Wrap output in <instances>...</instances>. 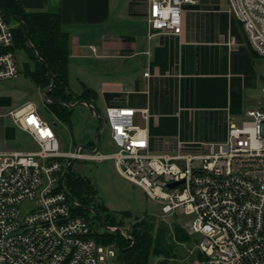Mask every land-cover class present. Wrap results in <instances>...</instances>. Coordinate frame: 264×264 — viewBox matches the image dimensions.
Wrapping results in <instances>:
<instances>
[{
  "label": "built area",
  "instance_id": "built-area-1",
  "mask_svg": "<svg viewBox=\"0 0 264 264\" xmlns=\"http://www.w3.org/2000/svg\"><path fill=\"white\" fill-rule=\"evenodd\" d=\"M194 3L147 0L151 35L179 36L184 6ZM228 4L248 48L264 59V0ZM12 29L0 12V82L19 73ZM140 113L145 120L149 116L147 109ZM133 115L134 110H105L102 132L107 126L115 150L104 154L99 137L97 148L94 143L61 151L52 123L31 103L0 112L1 120L36 146L35 151L11 146L0 151V264H122L119 253L95 239L96 233L118 228L75 214L78 204L62 183L73 162L107 160L120 177L159 203L161 216L187 217L178 223L203 264H264V110H247L240 125L228 124L225 141L208 144L205 151L200 146L190 151L177 141L158 156L147 153V128L134 125Z\"/></svg>",
  "mask_w": 264,
  "mask_h": 264
},
{
  "label": "crops",
  "instance_id": "crops-1",
  "mask_svg": "<svg viewBox=\"0 0 264 264\" xmlns=\"http://www.w3.org/2000/svg\"><path fill=\"white\" fill-rule=\"evenodd\" d=\"M18 1L26 11L59 14L69 37L68 80L73 75L79 87L70 90L92 89L104 114L134 110L149 155L169 153L177 141L205 151L225 141L228 124L240 125L247 110H264L262 58L248 48L228 0L185 5L179 36L151 35L147 0Z\"/></svg>",
  "mask_w": 264,
  "mask_h": 264
},
{
  "label": "rangeland",
  "instance_id": "rangeland-1",
  "mask_svg": "<svg viewBox=\"0 0 264 264\" xmlns=\"http://www.w3.org/2000/svg\"><path fill=\"white\" fill-rule=\"evenodd\" d=\"M15 26V22L10 23ZM16 64L19 69L17 78L13 80L0 82V112L9 111L20 108L21 106L31 103L36 109L42 113L43 117L55 123L56 137L61 146V151H71L75 146H89L94 141L95 136L100 131L101 120L104 119V106H95V113L87 106H74L69 122H65L50 113L44 106L43 92L38 89L28 75L23 71V64L29 63L24 52L17 50L15 52ZM261 70L264 72V59L259 60ZM69 87L77 93L78 85L73 75L69 78ZM264 98V93H261ZM75 104V103H74ZM70 104V105H74ZM99 127V131H97ZM104 129H108L107 126ZM104 140L108 141L104 147ZM100 151L109 154L115 150V146L107 136V130L103 131L99 136ZM6 146L13 147L18 152L35 151L36 146L31 138L24 132L16 129L8 120L0 119V151ZM91 147V146H90ZM71 170L82 177L89 180L94 189L93 200L90 205L94 207L98 203L103 205L104 213L110 214L115 219V223L106 221L110 227L118 228V231H126L130 234L133 225L136 222H146L151 224L153 236L161 232L167 246V258L161 257L149 258V264H203L202 258L199 259L195 250L193 240L181 237L178 240L175 237V230L178 228L181 234L185 236V231L178 222H185L187 217L180 216L178 220H174L171 216L160 215V205L157 201L150 200L143 190L136 185L126 181L120 177L112 161L107 160L101 163L93 161H75ZM91 212L94 211L90 208ZM122 212L130 213L129 218H123ZM105 217V215H104ZM122 235L124 233H121ZM124 236V235H123ZM125 237V236H124ZM118 255V250L113 245H109Z\"/></svg>",
  "mask_w": 264,
  "mask_h": 264
},
{
  "label": "trees",
  "instance_id": "trees-1",
  "mask_svg": "<svg viewBox=\"0 0 264 264\" xmlns=\"http://www.w3.org/2000/svg\"><path fill=\"white\" fill-rule=\"evenodd\" d=\"M0 12L8 23L14 21L16 24L12 29L11 50L14 53L17 50L22 51L27 56L30 64H23L25 75H28L35 86L42 91L48 90L53 82V87L45 94V98L50 102L44 101L50 113L69 122L73 107L67 105L80 102L95 107L97 95L92 89L82 86L78 94L70 90L69 37L62 28L59 14L26 11L18 0H0ZM93 145L94 142L89 143V147ZM72 164L64 175L62 183L69 199L78 204L74 208L75 214L88 220H95L98 226L107 225L108 220L115 223V218L110 214L105 213L104 217L103 205L99 203L94 207L90 205L94 199V189L87 178L71 170ZM122 213L123 218L130 217L128 216L130 213ZM182 236L191 239L186 233L185 236L181 234L180 229L177 228L176 239L182 240ZM95 239L103 245L116 247L122 264H149L151 256L165 259L168 254V246L161 232L153 236L152 226L146 222H136L129 238L124 237L118 230L109 232L105 229L104 232L96 233ZM197 255L199 259L202 258L198 253ZM159 264L164 262L161 261Z\"/></svg>",
  "mask_w": 264,
  "mask_h": 264
},
{
  "label": "water",
  "instance_id": "water-1",
  "mask_svg": "<svg viewBox=\"0 0 264 264\" xmlns=\"http://www.w3.org/2000/svg\"><path fill=\"white\" fill-rule=\"evenodd\" d=\"M254 56H255V57H258V56L255 55V54H254ZM258 58H259V57H258ZM52 87H53V82L51 83V85H50V87L48 88V90H50ZM48 90H46V91L43 92V98H44L45 101L50 102L48 99L45 98V94H46V92H47ZM79 104H81V103H80V102H77V103H75L74 105H67V106L72 108V107H74V106H76V105H79ZM82 104H85V105H86L88 108H90V109L95 113V115L97 116L96 110H95V108H94L93 106L88 105V104H86V103H82ZM52 125H53L54 128H57V125H56L55 123H52ZM102 129H103V123H102V120H101L100 131L98 132V134H97V135L95 136V138H94V143L96 144V148L98 147L97 139H98V137L100 136V134H101V132H102ZM69 167H70V165L66 168L64 174L68 171ZM174 186H175V184H174V185H170L169 188L172 189Z\"/></svg>",
  "mask_w": 264,
  "mask_h": 264
}]
</instances>
